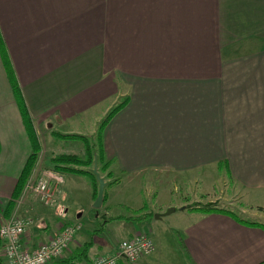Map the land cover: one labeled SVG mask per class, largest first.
Returning <instances> with one entry per match:
<instances>
[{
	"label": "crops",
	"instance_id": "0c3cea01",
	"mask_svg": "<svg viewBox=\"0 0 264 264\" xmlns=\"http://www.w3.org/2000/svg\"><path fill=\"white\" fill-rule=\"evenodd\" d=\"M0 40L19 88L16 95L0 48V202L12 200L29 157L39 148L43 153L39 131L65 126L66 135L86 137L82 125L128 100L104 131L114 175L103 177L107 201L100 214L80 208L81 232L67 254L93 243L80 264L91 263L143 232L155 253L137 264H158L162 218L151 220L181 208L184 220L194 218L175 229L186 259L178 264H264V225L203 216L187 209L189 202L147 213L139 200L136 214L113 216L120 197L106 193L109 186L150 178L148 186L161 182L157 176L216 168L242 190L244 214L253 218L264 209V0H0ZM39 165L36 177L51 172L50 164V171ZM11 171L15 177L3 180ZM60 176L66 187L70 180ZM87 185L92 206L95 190L92 181ZM25 206L38 228L25 238L31 249L51 240L67 219L74 222L67 209Z\"/></svg>",
	"mask_w": 264,
	"mask_h": 264
},
{
	"label": "rangeland",
	"instance_id": "374dc122",
	"mask_svg": "<svg viewBox=\"0 0 264 264\" xmlns=\"http://www.w3.org/2000/svg\"><path fill=\"white\" fill-rule=\"evenodd\" d=\"M100 115L101 113L98 114L97 116L98 118H95V121L93 120L89 124H86L85 126L84 125L81 126L82 129L89 130V132L85 133V136L86 137L88 136V140L90 142H93L92 141L93 138L92 137L89 138L91 133L93 131L95 132L99 130L101 123L105 119V116H103V114L101 116ZM98 119H101L99 120L100 122H96L98 121ZM69 131H70V128L65 127V126L53 127V129L51 128L50 130L44 129V130L39 131V133L41 134L39 136L40 137L39 140L41 143H39L38 141V144H39L38 147L43 146L44 148L42 154H41V148H39L38 149L39 153L37 155V160H38V163L40 164L39 166H41V171H50L48 170L47 167L49 166L51 159L56 158L58 154L63 155L67 153H75L76 154L75 156H78L82 159L86 158L84 142H80L78 140L74 141L70 139H63L59 136V135H66L67 133H70ZM38 163H37V166H38ZM98 168H100V166H98ZM90 169H93V167H91ZM108 170H111V169L108 168ZM108 170H106L105 172L107 173ZM34 173L31 176V178L34 176ZM15 174H16L15 171H11L9 172L8 175H5V178L3 180H6L7 178H14ZM103 174L106 175L104 172ZM100 175L103 176L102 174ZM64 177L70 180L69 182L66 181L67 182L66 187L65 186L63 187L65 195H63L62 200L59 202L57 206H54L52 208L50 207H46V208L53 209L54 211L58 213L62 209L64 211L65 209H67L68 213L74 216V222H76L75 216L76 217L80 216V208L82 207H85V211H87V213L88 211H91L92 214H98V213L100 214L102 212L101 210L103 209V207L100 210H95L94 204L91 206L87 202L86 192L84 189L85 184L86 185L88 184L89 186H91V181H92L94 190L97 191L98 189V192H99V186H96V183H94V180L92 178L84 177L80 175H73V176L66 175ZM154 178H156V176ZM157 178H159L161 182H158L157 180L153 179L154 180L153 183L148 186L146 184V179H150V178H145V180H139L131 185H120L119 187L116 185L109 186L106 190V193L111 195V192L113 191L116 194H119V197H120V199L118 200L117 206L113 210L112 215L113 216L122 215L125 217H129L131 215V212L133 211V208H136L139 200L142 201V207L145 206L144 211H146L147 213H153V211L157 212V211H160L161 209L164 210L166 206L169 205L167 204L168 202L174 206L176 205L178 206L179 205L178 202L180 203L189 202L190 205L187 207L188 209L193 208L195 206L196 207L216 206L217 208L230 211L235 216H237L239 219H242L245 221L257 222V223H260L261 225H264V209L259 210V213H257L256 217H253V218L250 217L248 213L244 214L245 210L248 209L246 206V204H248V201L241 197L242 190H240V188L238 187L232 186V183L229 181V179H226L224 177V174H222L221 171L219 172L218 169L216 168H213L210 170H203V171L200 170V171L185 174V175L157 176ZM112 179H114V175L111 178L107 177L106 181L112 180ZM75 180H79L83 182L82 188H80V183ZM113 183L116 184L117 181H113ZM139 196L141 199L140 198L138 199ZM23 197L24 198L21 197L17 201L16 208L14 212L12 213V215L10 216L4 215V209L6 208V204L8 202L6 203L0 202V205H1L0 206V211H1L0 212V227L2 224H5L12 220L21 218V216L23 218L33 220L29 214L30 210L25 206V204L26 203L29 205L36 204V206L38 207L40 203L38 202L35 196H32L30 194V191L25 192ZM155 197L157 198V200H152ZM105 199L107 201L106 194H105ZM123 202H125V204H123L124 206H122ZM40 205L39 207L43 206V205L42 206ZM181 210H182L181 208H178L175 214H172L170 216H164L162 217L161 220L157 221V226H159V230L163 232V235L161 237L162 246L161 248L156 247L157 252L153 258V262H156L158 264H178V263H181V260L182 261L186 260V259H183V257H181L182 249L178 245L180 242V233H178L176 230L178 229L179 231H181L182 229H184L189 223L188 220L194 217L193 216L190 217L187 221L184 220L183 212ZM251 210L249 211L251 212ZM49 212L50 211H48V213ZM167 212L168 210H166L163 214H166ZM132 213L136 214L137 212L133 211ZM49 214L47 216H50ZM251 214H255V213H251ZM156 215H159V214H156ZM90 217H88L85 220L86 223H84L86 231L91 230L89 223H87L88 221H90ZM66 218H67V215H66ZM155 221L156 220L154 216V220H151V222H155ZM66 222L63 228L68 225H77V224L80 225V222L70 223L71 221L69 219H67ZM33 223L34 224L32 228L30 229L28 235L32 233L33 231L35 232V230H38L35 220L33 221ZM60 231L61 230H59L57 233H59ZM80 232L78 233V235L80 234ZM49 241L50 240H48V242ZM79 241H80V237L78 238L77 242ZM44 242L46 243V241ZM75 242H76V238L71 243L69 249L74 247L73 245ZM38 246H36V248ZM68 256L69 255L67 254L66 257ZM100 257H103V256H100ZM4 263L6 264L5 260H4ZM122 264H129V263L124 261L122 262Z\"/></svg>",
	"mask_w": 264,
	"mask_h": 264
},
{
	"label": "built area",
	"instance_id": "2783aa9c",
	"mask_svg": "<svg viewBox=\"0 0 264 264\" xmlns=\"http://www.w3.org/2000/svg\"><path fill=\"white\" fill-rule=\"evenodd\" d=\"M63 184V177L52 171L45 172L39 177L34 174L28 182L24 194L30 191V194L35 196L43 206L52 208L62 200ZM24 194L22 198H24ZM33 224V220L21 217L1 225L0 238L3 242L1 257L6 264H50L61 260L81 231V226L78 224L68 225L49 242L31 249L25 245L24 239ZM154 253L155 245L150 235L140 232L132 239L120 243L118 251L114 255L98 257L87 264H119L120 261L137 264Z\"/></svg>",
	"mask_w": 264,
	"mask_h": 264
},
{
	"label": "trees",
	"instance_id": "16d2710c",
	"mask_svg": "<svg viewBox=\"0 0 264 264\" xmlns=\"http://www.w3.org/2000/svg\"><path fill=\"white\" fill-rule=\"evenodd\" d=\"M0 48L3 50V44L2 41L0 40ZM4 52V50H3ZM4 56V61H5V66L6 70L8 72V76L10 79V82L13 87L14 93L17 95L18 93V84L15 79V75L13 73V70L11 68V64L5 54L3 53ZM128 104V100H123L120 104L116 105L113 109L110 110V112L107 114L106 118L103 120L101 123L98 133L95 138H93V142H90L88 138L82 137V136H76V135H59L63 139H70V140H78L82 141L85 143V159H82L78 156L75 155H68V154H63L59 155L56 158L52 159L50 161V167L51 171L58 174V175H80L84 177H90L94 180V183H96V186L98 185L96 177L92 173L91 167L94 168V161L95 158L98 159V166L100 174H102L105 179L113 177L112 172L108 170V168H111V164L106 160V155H105V149H104V131L108 124L111 122V120L120 112L122 111L126 105ZM22 105V104H21ZM20 112L22 115V119L24 122V125L26 129L32 130V120L30 118L29 112L27 110V107L23 105L20 107ZM38 150L34 152L28 159L24 170L18 180V183L16 185V188L14 190L12 200L9 201L6 204V208L4 209V215L5 216H10L14 212L16 208V203L17 201L22 197L24 190L33 175L36 167H37V155H38ZM102 166V167H101ZM106 170L107 173L105 172ZM103 172L106 174L104 175ZM102 176V177H103ZM98 197V189L95 191L94 199L96 200ZM106 203V199L104 200ZM188 209V208H187ZM189 210H192V212L199 213L203 216L207 215H212V214H220V215H225L233 218L236 220L238 223L244 224L246 226L250 227H262L260 223L257 222H251V221H245L239 219L237 216H235L233 213L227 210H223L220 208H217L216 206H204V207H193L189 208ZM3 242L0 239V264H5L4 260L1 257V250ZM93 247V243H89L84 245L81 248H78L70 254L68 257H64L61 260H56L50 264H80L81 262H84L88 259L89 253Z\"/></svg>",
	"mask_w": 264,
	"mask_h": 264
},
{
	"label": "water",
	"instance_id": "95a60500",
	"mask_svg": "<svg viewBox=\"0 0 264 264\" xmlns=\"http://www.w3.org/2000/svg\"><path fill=\"white\" fill-rule=\"evenodd\" d=\"M93 175L96 177L97 182L99 184V192H98V197L94 203V209L95 210H100L103 207L104 204V199H105V189L107 186V183L105 179L100 175L99 168H98V159L95 158L94 161V168L92 169ZM175 212L174 209L168 210L166 214L163 215H155V219L159 220L164 216H170Z\"/></svg>",
	"mask_w": 264,
	"mask_h": 264
}]
</instances>
